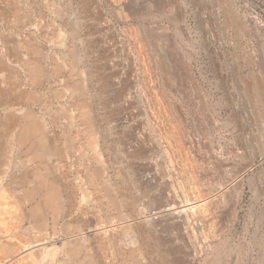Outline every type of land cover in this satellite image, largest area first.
Wrapping results in <instances>:
<instances>
[{
  "label": "rangeland",
  "instance_id": "rangeland-1",
  "mask_svg": "<svg viewBox=\"0 0 264 264\" xmlns=\"http://www.w3.org/2000/svg\"><path fill=\"white\" fill-rule=\"evenodd\" d=\"M0 155V264H264V0H0Z\"/></svg>",
  "mask_w": 264,
  "mask_h": 264
},
{
  "label": "crops",
  "instance_id": "crops-1",
  "mask_svg": "<svg viewBox=\"0 0 264 264\" xmlns=\"http://www.w3.org/2000/svg\"><path fill=\"white\" fill-rule=\"evenodd\" d=\"M34 119H37L36 117H34ZM37 175V172L35 173V176ZM39 175H40V173H39ZM45 180L44 179H42V176L40 177V179H39V181L35 184V191H38V189L39 188H43V189H45L47 192H46V203H45V206H53V207H55V203L57 202V201H59V197H60V194H61V190H59L58 189V186H57V184L55 183V181H52L51 183H50V185H48V186H46L45 187ZM59 190V195L57 194V191ZM32 194H33V191H32ZM31 194V195H32ZM43 208H42V206H36V207H33V209H32V216H33V218L35 219V221H36V223L38 224V225H40V224H42V222H43V216H44V212H43V210H42ZM39 221H41L40 223H39ZM78 259V258H77Z\"/></svg>",
  "mask_w": 264,
  "mask_h": 264
},
{
  "label": "bare ground",
  "instance_id": "bare-ground-1",
  "mask_svg": "<svg viewBox=\"0 0 264 264\" xmlns=\"http://www.w3.org/2000/svg\"><path fill=\"white\" fill-rule=\"evenodd\" d=\"M9 94H10V92H9ZM30 124V123H29ZM18 125V124H17ZM22 126V125H21ZM34 127V126H33ZM41 127V126H40ZM19 129V128H18ZM38 129V128H37ZM31 131H33L32 129H31ZM28 132L30 133V130H28ZM20 133V132H19ZM43 133V132H42ZM20 135V134H19ZM46 138V137H45ZM44 138V139H45ZM27 139V138H26ZM47 141V140H46ZM48 143V142H47ZM46 143V144H47ZM40 145V144H39ZM33 146H34V144H33ZM11 150V149H10ZM4 155V154H3ZM1 156V155H0ZM95 173V172H94ZM95 175V174H94ZM92 176H93V173H92ZM145 176V175H144ZM58 190V189H57ZM57 194L59 195V190L57 191ZM198 194V193H197ZM171 195V194H170ZM195 197V196H194ZM172 198V197H171ZM198 198V197H197ZM204 198V197H203ZM196 199V198H195ZM194 199V200H195ZM194 200L192 201V202H194ZM196 200H198V199H196ZM186 201V200H185ZM202 203H204V202H202ZM202 203H200V201H195L194 203H192V204H190L189 206H186L185 208H184V210L183 209H181L180 211H195V212H200L201 213V211H202ZM207 205V204H206ZM22 206V205H21ZM168 208V207H167ZM206 208H207V206H206ZM161 209V208H160ZM164 210H166V209H161V210H159V212H163ZM207 210V209H206ZM141 212L142 213H144V210H141ZM169 212V211H168ZM167 212V213H168ZM165 213V212H164ZM160 214V213H159ZM181 214V213H180ZM20 215V214H19ZM142 215V214H141ZM143 216V215H142ZM177 217V216H176ZM181 218V217H180ZM184 218V217H183ZM188 219V218H187ZM206 219V218H205ZM8 220V219H7ZM41 221H39V223H40ZM182 223V222H181ZM213 232V231H212ZM211 232V233H212ZM210 234V233H209ZM42 239V238H41ZM36 241V240H35ZM42 241V240H41ZM34 242V241H33ZM43 242H45V239H44V241ZM203 242V241H202ZM37 244H41L40 242H39V240L37 241V243H36V245ZM42 245V244H41ZM38 247H40V246H38ZM37 247V248H38ZM42 247V246H41ZM36 249V248H35ZM38 249H40V248H38ZM93 258V257H92ZM184 264V263H183Z\"/></svg>",
  "mask_w": 264,
  "mask_h": 264
}]
</instances>
